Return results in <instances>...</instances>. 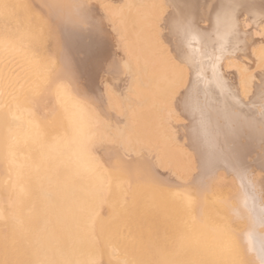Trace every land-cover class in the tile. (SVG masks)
I'll list each match as a JSON object with an SVG mask.
<instances>
[{"label": "bare ground", "instance_id": "6f19581e", "mask_svg": "<svg viewBox=\"0 0 264 264\" xmlns=\"http://www.w3.org/2000/svg\"><path fill=\"white\" fill-rule=\"evenodd\" d=\"M0 264H264V0H0Z\"/></svg>", "mask_w": 264, "mask_h": 264}]
</instances>
